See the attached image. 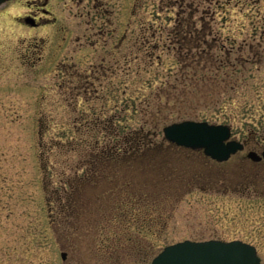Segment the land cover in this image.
<instances>
[{"label":"rangeland","instance_id":"obj_1","mask_svg":"<svg viewBox=\"0 0 264 264\" xmlns=\"http://www.w3.org/2000/svg\"><path fill=\"white\" fill-rule=\"evenodd\" d=\"M43 1L0 5V264H149L165 244L211 238L253 244L264 264V161L246 158L264 148V0H98L95 14L92 0H48L47 16ZM174 29L203 43L180 47ZM195 45L211 57L191 62ZM186 119L228 124L244 149L216 162L167 142L163 126ZM141 126L151 145L80 177L91 143ZM124 179L148 199L178 193L146 261L99 249Z\"/></svg>","mask_w":264,"mask_h":264},{"label":"trees","instance_id":"obj_2","mask_svg":"<svg viewBox=\"0 0 264 264\" xmlns=\"http://www.w3.org/2000/svg\"><path fill=\"white\" fill-rule=\"evenodd\" d=\"M172 32L175 35L177 44L180 43V47L185 41H196L199 38L201 40V43H203L201 38L203 34L201 33V30L197 32H195L194 30H190L187 33L181 35H178L177 29H174L173 31H171V33ZM195 47L196 49L194 50L190 48L191 62H198L194 61V59L198 60L204 56H206V58H208L207 56H210L209 53L205 51V49L199 48V46L197 45H195ZM211 47L213 48V46ZM188 51L189 50H187L185 54L188 53ZM191 62H189V64L185 66L188 68ZM164 93L166 95H169V91H164ZM164 93H161V95ZM112 129L114 128L112 127ZM113 136L116 140V143L118 142L117 138H120L121 140H123L122 142H124L126 146H124V148L120 151L118 149L119 147L116 146V143L114 145L107 144L103 147L99 146L97 142L91 143L92 147H90L88 150L91 155V158L89 157L86 161L88 173L80 176L83 177L85 181H90V183H96L97 178H104V175L99 174L98 171L101 172V170L103 169L105 172L108 165L107 162H109V160L116 161V158H118L119 154L133 156L134 154L145 150V146L147 147L152 144L153 132L141 126L137 129L130 130L123 136H120V134L118 135V132H115ZM106 176L107 173L105 177ZM74 177L80 178L76 175ZM164 179L165 175H160V183L156 184H160L159 189H165V187L170 189L169 186L171 185L165 184ZM130 185H132L131 182L125 179L120 182L119 188L123 189V194L114 202L113 210L111 213V221H113L111 223L112 227H110L111 231L107 234V236L105 235L104 238L98 241L100 251L105 253L108 258L114 256L112 258V261H114V263H120L118 261H121V259H123L122 252H129L134 257L135 254L139 252L138 256L144 261H146L147 256L144 255H151L153 253L155 249V243H149L145 237L153 235V233L156 232L155 228H158V232L165 231L169 211L168 205L171 202L172 197L175 200L178 198V193H170L172 196L166 193L164 194L165 196L161 195L160 198H157L155 200L148 199V192H143V190L141 189H139L138 193L125 191V187H130ZM61 190L63 191L62 187ZM159 193L158 191L155 192L156 197L159 195ZM67 198L68 196L66 195V201ZM56 200L61 202L62 197H57ZM58 209L67 211V208L64 206L63 203L61 204V206L59 205ZM70 210L75 211V209L72 207H70ZM140 253L143 256H140Z\"/></svg>","mask_w":264,"mask_h":264},{"label":"water","instance_id":"obj_3","mask_svg":"<svg viewBox=\"0 0 264 264\" xmlns=\"http://www.w3.org/2000/svg\"><path fill=\"white\" fill-rule=\"evenodd\" d=\"M9 0H0V5ZM33 25L32 18H25ZM163 137L177 146L201 150L204 155L223 162L239 150L243 144L231 138L230 127L221 123L199 120H181L162 128ZM246 156L252 161L264 159V149L259 153L250 150ZM65 252L61 258L65 259ZM256 247L248 242L234 239H184L165 245L149 264H260Z\"/></svg>","mask_w":264,"mask_h":264},{"label":"flooded vegetation","instance_id":"obj_4","mask_svg":"<svg viewBox=\"0 0 264 264\" xmlns=\"http://www.w3.org/2000/svg\"><path fill=\"white\" fill-rule=\"evenodd\" d=\"M47 1H48V0H44V1L42 2L41 5H37V7H36V8L41 9L40 12H41L42 15H44V16H47V15L50 13V11H49L48 9H44V6L47 5ZM97 2H98V0H92V4H93V14H95L96 11L98 12V10H99V12H100V9H99V8H100V4L97 3ZM31 6H32V4H31ZM88 13H90V11L87 12V14H88ZM27 17L33 19V26L38 25V21L36 20L35 15H27L25 18H27ZM25 18H24V22L26 23ZM37 18L40 19L39 16H37ZM43 21H44V20H43ZM249 50H253V48L250 47ZM255 54H256V55H259L258 53H256V51H255ZM262 55H264V51H262V52L260 53L259 56L261 57ZM255 62H256V61H255ZM261 161H263V160H260V161H258V162H261Z\"/></svg>","mask_w":264,"mask_h":264}]
</instances>
